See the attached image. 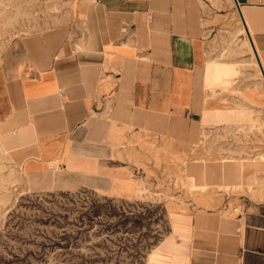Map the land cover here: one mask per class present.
I'll return each instance as SVG.
<instances>
[{"label":"crops","instance_id":"1","mask_svg":"<svg viewBox=\"0 0 264 264\" xmlns=\"http://www.w3.org/2000/svg\"><path fill=\"white\" fill-rule=\"evenodd\" d=\"M239 22L263 65L264 0H74L20 39L0 71V144L28 189L129 198L149 164L161 177L189 150L196 189L144 264H264V146L229 143L260 105L208 75L210 38Z\"/></svg>","mask_w":264,"mask_h":264},{"label":"rangeland","instance_id":"2","mask_svg":"<svg viewBox=\"0 0 264 264\" xmlns=\"http://www.w3.org/2000/svg\"><path fill=\"white\" fill-rule=\"evenodd\" d=\"M73 2L0 0V71L13 63L20 39L65 22ZM242 28L239 22L236 28L210 38L214 60L208 62V75L213 85L260 105L256 116L246 110L242 117L246 123L232 131L229 143L261 151L264 73ZM239 77L245 80L246 91L234 85ZM225 139L219 143L228 142ZM261 155L258 151L247 157ZM207 159L206 153L194 154V160ZM209 159L229 158L211 154ZM191 160L188 150L177 158V169L167 164L161 177L159 164H149L144 180L147 192L129 198L89 189L33 192L0 144V264H144L169 232L173 200L190 197L191 188L196 189L189 185Z\"/></svg>","mask_w":264,"mask_h":264},{"label":"bare ground","instance_id":"3","mask_svg":"<svg viewBox=\"0 0 264 264\" xmlns=\"http://www.w3.org/2000/svg\"><path fill=\"white\" fill-rule=\"evenodd\" d=\"M235 2V1H234ZM242 23V22H241ZM242 26H243V28H242V30H244L245 31V33L247 34V40H248V42H249V45H250V48H251V50H252V52H253V54H254V56H255V52H254V48H253V45H252V43H251V40H250V38H249V35H248V33H249V30L242 24ZM258 62V61H257ZM261 66L263 67V69H264V64L262 65L261 64ZM260 71H262L261 69H260ZM188 172V171H187ZM188 179H189V185H191L192 184V182H193V184L192 185H195V186H197L196 185V180H195V182H194V180L192 181V179H191V174L190 173H188ZM143 181V180H142ZM187 181V180H186ZM144 182V181H143ZM147 187V186H146ZM146 187L143 185V184H139L138 185V188H137V193H142V192H144V191H146ZM136 190V189H135ZM148 190V189H147ZM147 192V191H146ZM145 192V193H146Z\"/></svg>","mask_w":264,"mask_h":264},{"label":"water","instance_id":"4","mask_svg":"<svg viewBox=\"0 0 264 264\" xmlns=\"http://www.w3.org/2000/svg\"><path fill=\"white\" fill-rule=\"evenodd\" d=\"M260 65H261V63H260ZM261 68H262V72L264 73V69H263V67L261 66Z\"/></svg>","mask_w":264,"mask_h":264}]
</instances>
